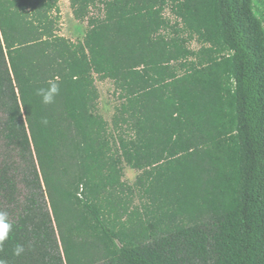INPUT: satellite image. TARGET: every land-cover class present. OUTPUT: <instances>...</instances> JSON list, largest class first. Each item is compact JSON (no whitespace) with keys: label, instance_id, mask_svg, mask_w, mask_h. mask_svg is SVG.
<instances>
[{"label":"trees","instance_id":"trees-1","mask_svg":"<svg viewBox=\"0 0 264 264\" xmlns=\"http://www.w3.org/2000/svg\"><path fill=\"white\" fill-rule=\"evenodd\" d=\"M69 2L87 24L78 41L61 35L60 0H0V210L13 224L0 258L264 264V11ZM53 80L45 105L37 90ZM98 80L114 87L111 121Z\"/></svg>","mask_w":264,"mask_h":264},{"label":"rangeland","instance_id":"rangeland-1","mask_svg":"<svg viewBox=\"0 0 264 264\" xmlns=\"http://www.w3.org/2000/svg\"><path fill=\"white\" fill-rule=\"evenodd\" d=\"M263 0H255V15L261 17V12L264 11ZM60 8L62 12L61 34L73 41L83 39L86 30V23H79L74 19L69 0H61ZM260 11V12H259ZM97 13V12H95ZM166 18L173 19L169 10L165 12ZM196 43L192 44V49H197ZM97 86L101 94L100 99V113L108 120L111 121L115 112L116 99L114 96V87L111 81H97ZM137 177V173L129 168L125 170V181L133 184Z\"/></svg>","mask_w":264,"mask_h":264},{"label":"clouds","instance_id":"clouds-1","mask_svg":"<svg viewBox=\"0 0 264 264\" xmlns=\"http://www.w3.org/2000/svg\"><path fill=\"white\" fill-rule=\"evenodd\" d=\"M59 91V84L53 80L48 81V87L38 89L37 95L42 98V103L47 105L55 102V98L59 95ZM44 123H47V121L45 120ZM12 230L13 224L10 220V214L7 211L0 210V245L9 239ZM24 251V245L16 244L13 248V255L15 257H20ZM0 264H8V261L0 258Z\"/></svg>","mask_w":264,"mask_h":264},{"label":"crops","instance_id":"crops-1","mask_svg":"<svg viewBox=\"0 0 264 264\" xmlns=\"http://www.w3.org/2000/svg\"><path fill=\"white\" fill-rule=\"evenodd\" d=\"M60 2H61V0H60ZM59 6H60V4H59ZM61 9V8H60ZM61 14H62V12H61ZM62 35V34H61Z\"/></svg>","mask_w":264,"mask_h":264}]
</instances>
